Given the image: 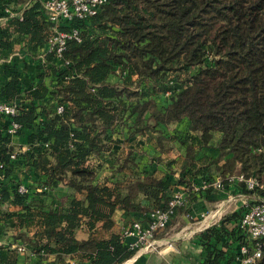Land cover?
Listing matches in <instances>:
<instances>
[{"label": "trees", "instance_id": "trees-1", "mask_svg": "<svg viewBox=\"0 0 264 264\" xmlns=\"http://www.w3.org/2000/svg\"><path fill=\"white\" fill-rule=\"evenodd\" d=\"M26 1L0 0V16ZM69 24L80 41L60 58L45 50L41 0L0 25V57L12 55L0 63V101L16 108L0 115V264H121L133 251L120 231L97 230H112L118 211L128 223L165 209L176 190L186 202L174 217L223 197L191 190L217 175L254 177L253 189L227 188L264 200V0H104ZM17 145L26 149L12 158ZM56 190L62 202H46ZM245 210L196 234L199 264H235L241 245L252 249ZM82 224L90 233L77 239Z\"/></svg>", "mask_w": 264, "mask_h": 264}, {"label": "built area", "instance_id": "built-area-1", "mask_svg": "<svg viewBox=\"0 0 264 264\" xmlns=\"http://www.w3.org/2000/svg\"><path fill=\"white\" fill-rule=\"evenodd\" d=\"M33 1L35 0H27L16 9L6 7L4 9V14L0 16V25H5L11 17L21 19L23 9L28 7ZM103 2L104 0H41L44 16L47 21L51 23L45 50H53L57 58H60L67 40L75 39L76 41H80L79 31L76 27L63 29V26H69V23L74 19H85L96 14ZM43 55L44 51L39 54V57L43 58ZM65 64H68V61H65ZM61 110V105L56 107L57 112ZM15 113L16 108L14 104L0 101V115H14ZM19 128L20 124L12 121L7 131L13 135ZM25 149L26 146L17 145L11 157L13 158L16 153L23 152ZM224 178L225 177L222 175H217L210 181H202L198 185L192 184L191 190L194 192H197L199 189L211 188L216 192L227 195L221 201V204L217 205L214 211H206V213L205 210H203L199 214L201 218L199 224L200 228L197 230L194 228L191 232L195 233L198 232V230H205L209 226L216 224L222 217L220 214L223 203L230 202L236 198L241 201L239 204L246 207L239 222V226L243 228L253 240V247L249 250L247 245H241L238 254L235 256V264H255L256 259L260 256L261 248L264 246V200L249 205L248 195L240 192L234 193L233 195L229 194L231 188L228 189L227 184L243 182L245 188L249 190L258 185V181L254 177L245 179L239 171L226 177V181H228L227 184L224 182ZM19 191L24 192L26 189L23 185H20ZM185 202L186 199L184 194L180 190H176L168 201L165 209H152L144 220L134 219L125 223L120 228V237L122 240L124 239L127 241L129 249L133 251L132 256H135L139 252L157 250L163 239L160 234L174 217L176 208L182 206ZM192 209L190 205L186 207L185 216L187 218H192ZM166 242L171 244L172 241L166 240ZM11 247L16 248L20 254H24L25 252L23 245L12 243ZM31 264L34 263L31 262Z\"/></svg>", "mask_w": 264, "mask_h": 264}, {"label": "crops", "instance_id": "crops-1", "mask_svg": "<svg viewBox=\"0 0 264 264\" xmlns=\"http://www.w3.org/2000/svg\"><path fill=\"white\" fill-rule=\"evenodd\" d=\"M16 51V50H15ZM17 53V54H15ZM13 54L19 55L18 52H14ZM12 55H9L7 58L0 57V63L4 61H9ZM3 75L0 70V79H2ZM23 146V145H22ZM235 190L231 189L229 193L234 192ZM224 195L223 197H225ZM62 202V201H61ZM209 204L208 200L200 199L198 202L190 205L195 210H192L193 215H199ZM122 212L118 211L114 215V219L116 221L115 227H113L110 231H105L102 229L97 230L96 235L102 238H107L112 232L120 231V228L125 224L126 217L123 218ZM142 216V215H141ZM143 217V216H142ZM141 217V218H142ZM195 217V216H194ZM179 218L182 221L181 229H188V225L190 222L188 218L185 216V211L178 214L177 216L173 217V219ZM144 220V219H142ZM172 227V226H170ZM171 229V228H170ZM89 230L82 224L76 230V238L77 239H86L89 236ZM197 233V232H196ZM196 233L189 231H185L181 236L176 237H167V240L172 241L170 245H166L162 247L161 250H151V251H144L139 252L135 256H131L129 259L124 261L121 264H199L203 258V250L202 247L196 241ZM5 242V240H3Z\"/></svg>", "mask_w": 264, "mask_h": 264}, {"label": "rangeland", "instance_id": "rangeland-1", "mask_svg": "<svg viewBox=\"0 0 264 264\" xmlns=\"http://www.w3.org/2000/svg\"><path fill=\"white\" fill-rule=\"evenodd\" d=\"M112 80L113 81H115L116 80V78L115 77H112ZM168 95H169V91H166V92H163V93H159V95L158 96H160L161 97V101H162V103H165L167 100H168ZM167 156H165V157H173V156H175V155H177V152H176V149H171V150H169L168 152H167V154H166ZM237 192H240V193H244V192H241V190H239V191H237ZM61 192L60 191H58V190H56V191H54V192H52L49 196H48V198H46V202H53V205H57V204H59L62 200H63V198L62 197H60L61 196ZM229 194H231V195H233V192H231V193H229ZM244 194H246V193H244ZM223 195H227V194H223ZM247 195V194H246ZM224 199V197H217V198H214V199H211V200H208V202H210L209 204L207 203V206L205 207V212L207 211V212H210L211 210L212 211H214L215 209H216V207H217V205H219V204H221V201ZM249 199V198H248ZM241 201L240 200H237L236 198L234 199V200H232V201H230V202H225V203H223V208L221 209V214H220V216H224V215H226V214H228V213H230L231 211H233V210H235V209H237L238 208V205H239V203H240ZM192 210H195V208L194 209H192ZM206 212V213H207ZM195 216V217H194ZM192 218H188V220H189V222H190V225H188V229H186V228H184V229H181L182 227H180V226H182L183 224H182V221L179 219V218H175V219H173V221L171 222H169L168 223V225L166 226V228L162 231V233L160 234V236H161V238H163L162 239V241L160 242V245L158 246V248H157V250H161L162 249V247H164V246H166V245H170L169 244V242H166V240H167V237L169 236V237H176V236H181L185 231H189V230H192L193 228H195L196 230L198 229V228H200L199 227V224H200V222H201V218H200V216L198 215H193V216H191ZM221 217V218H222ZM220 218V219H221ZM220 219H219V221H220ZM218 221V222H219ZM217 222V223H218ZM170 226H172V227H170ZM195 226V227H194ZM197 226V227H196ZM171 228V229H170ZM192 228V229H191ZM200 231H203V230H198V232L197 233H199ZM196 233V232H195ZM196 233V234H197ZM4 239H6V237L4 238ZM168 241H170V240H168ZM172 243V242H171Z\"/></svg>", "mask_w": 264, "mask_h": 264}, {"label": "bare ground", "instance_id": "bare-ground-1", "mask_svg": "<svg viewBox=\"0 0 264 264\" xmlns=\"http://www.w3.org/2000/svg\"><path fill=\"white\" fill-rule=\"evenodd\" d=\"M195 227V226H194ZM197 227V226H196ZM192 229V228H191ZM194 229V228H193Z\"/></svg>", "mask_w": 264, "mask_h": 264}]
</instances>
